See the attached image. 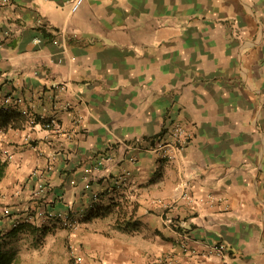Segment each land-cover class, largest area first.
<instances>
[{
  "label": "crops",
  "instance_id": "0c3cea01",
  "mask_svg": "<svg viewBox=\"0 0 264 264\" xmlns=\"http://www.w3.org/2000/svg\"><path fill=\"white\" fill-rule=\"evenodd\" d=\"M71 2L0 0V100L22 97L19 110L60 124L0 128V161L2 147L14 151L0 231L42 206L81 220L7 235L10 264H70V248L82 264H264V53L245 43L252 32L235 51L221 32L218 65L191 47L194 34L161 24L198 0H86L74 14ZM174 122L190 139L167 159L151 146ZM185 237L199 254L183 251ZM219 241L226 254H201Z\"/></svg>",
  "mask_w": 264,
  "mask_h": 264
},
{
  "label": "rangeland",
  "instance_id": "374dc122",
  "mask_svg": "<svg viewBox=\"0 0 264 264\" xmlns=\"http://www.w3.org/2000/svg\"><path fill=\"white\" fill-rule=\"evenodd\" d=\"M198 2L195 5L182 3V18L170 16L161 24L163 26L170 24L169 28L173 29H178L180 26V31L185 35L194 34L195 39L189 41L191 47L200 50L201 54L211 55V63L215 62L218 65L221 62L222 50L226 49V43L221 39V32H228L224 37L230 40L228 45H231L235 51L238 44L235 39L241 38L243 33L247 38V33L251 31L253 41L245 40V43L258 42L264 53V3H223V0H212V3H204V0ZM252 7L256 13L258 12V19L256 24L251 26L246 20H249V15L254 12ZM75 257L76 254L70 248V264H77Z\"/></svg>",
  "mask_w": 264,
  "mask_h": 264
},
{
  "label": "built area",
  "instance_id": "2783aa9c",
  "mask_svg": "<svg viewBox=\"0 0 264 264\" xmlns=\"http://www.w3.org/2000/svg\"><path fill=\"white\" fill-rule=\"evenodd\" d=\"M7 1V0H4ZM86 2V0H72L71 6H70V14L76 13L82 5ZM11 30L7 29L5 30V37H4V42L8 40L11 37ZM39 40V39H38ZM37 40V41H38ZM40 41V40H39ZM54 43H58L57 40H54ZM66 87L65 85H61L59 87V90L62 91ZM55 97H58V94H56ZM23 103V98L22 97H14L11 94L5 95L1 100H0V108H8V109H18L19 105ZM72 103L71 102H66L65 107L69 108L71 107ZM22 112L23 115L26 116L27 118V123L29 125H38L40 124L42 127L46 129H59L60 124L59 121L56 118L50 117V118H42L38 117L35 114L31 113L30 110L27 108H23L19 110ZM170 130L168 131V135L166 137H159L156 139L155 143L151 146L152 149L159 153L163 158L167 159H173L176 155V153L180 152L188 143L190 139V133L188 129L186 128L185 125H183L180 122H174L172 123L171 127L169 128ZM1 155L3 156L4 160H10L14 156V151L13 148L11 147H2L1 148ZM131 159H134V157H131ZM34 173L37 175L38 173L34 171ZM128 180V177L126 175L122 176L119 182H121L119 185L122 183H126ZM87 187H89V184H86ZM46 189L45 183L43 181H39L35 194L36 195H41L44 193ZM187 196V195H186ZM191 199L190 196H187ZM99 198L98 193L94 192L92 194V199L94 202H97ZM5 215L10 214V210L8 207H4L3 209ZM28 221V222H33V221H39L40 224L42 225H48L51 223L53 220H57L62 227L69 229V230H77L80 225H81V220L79 217L73 216L70 213L67 212H57L51 209H48L44 206L36 208L34 210H29L25 214V216L17 218L14 220L13 225L18 226L21 221ZM180 245L185 253H188L190 255H196L199 254L196 248L191 246L190 238L185 237L180 241ZM228 252V247L227 245L219 241L217 243H214L208 247V249L201 254L203 256H222ZM174 257H160L158 264H174L173 263ZM76 262L77 263H82L83 262V257L82 256H76Z\"/></svg>",
  "mask_w": 264,
  "mask_h": 264
},
{
  "label": "trees",
  "instance_id": "16d2710c",
  "mask_svg": "<svg viewBox=\"0 0 264 264\" xmlns=\"http://www.w3.org/2000/svg\"><path fill=\"white\" fill-rule=\"evenodd\" d=\"M26 120H27L26 116L23 115L22 112L17 109H8L3 107L0 108V128L8 129L10 126L14 127L20 121L26 122ZM6 165H7V161H0V180L5 174ZM26 225L30 226L35 231L40 229L45 230L51 227V225L50 226L43 225L40 228L32 225L28 221H21L18 226H13L10 232L0 231V264H10L11 261L10 257L7 256L4 252V247L6 243L5 238L7 237V235L14 233L16 230H19L25 227Z\"/></svg>",
  "mask_w": 264,
  "mask_h": 264
}]
</instances>
